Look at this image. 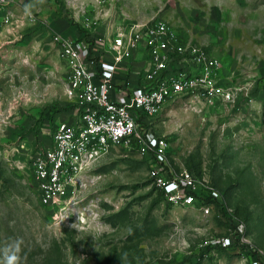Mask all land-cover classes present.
I'll return each instance as SVG.
<instances>
[{
  "label": "rangeland",
  "instance_id": "374dc122",
  "mask_svg": "<svg viewBox=\"0 0 264 264\" xmlns=\"http://www.w3.org/2000/svg\"><path fill=\"white\" fill-rule=\"evenodd\" d=\"M38 9L36 25L4 45L0 58V248L22 238L21 264H264V0H44ZM152 19L216 57L223 82L245 87L234 105L174 101L144 123L169 142V175L191 171L202 191L212 187L218 196L166 206L150 161L113 151L80 179L70 219L55 221L38 202L30 169L12 155L17 143L40 145L57 120L75 113L62 93L53 33L68 35L65 26L92 39L108 22ZM120 209L121 218L108 222ZM237 221L250 244L238 242ZM141 225L156 228L133 237ZM222 236L234 247L220 246Z\"/></svg>",
  "mask_w": 264,
  "mask_h": 264
},
{
  "label": "built area",
  "instance_id": "2783aa9c",
  "mask_svg": "<svg viewBox=\"0 0 264 264\" xmlns=\"http://www.w3.org/2000/svg\"><path fill=\"white\" fill-rule=\"evenodd\" d=\"M14 5L0 0V24L12 30L38 21L33 12L32 17L14 12ZM103 28L92 39L53 33L64 63L62 93L75 113L57 120L40 145L24 139L12 148L18 166L30 169L38 202L53 220H69L80 179L113 151H136L150 161L148 175L166 206L189 207L217 197L212 187L202 191L191 171L168 174L169 142L145 126L146 120L174 101L192 108L234 105L245 87L223 82L220 61L162 20L108 22ZM199 207L208 213L209 206ZM234 233L238 242L250 244L242 222H236ZM233 243L229 236L218 241L225 248Z\"/></svg>",
  "mask_w": 264,
  "mask_h": 264
},
{
  "label": "crops",
  "instance_id": "0c3cea01",
  "mask_svg": "<svg viewBox=\"0 0 264 264\" xmlns=\"http://www.w3.org/2000/svg\"><path fill=\"white\" fill-rule=\"evenodd\" d=\"M14 2V6H13V10L16 13L21 12L22 10H24V6L26 4H33L35 5V7L33 8L32 12H35L36 14L41 13V11H39L38 9V3H36V0H12ZM41 16V14L39 15ZM47 20H50V25L53 24L54 18L52 17V15H47V17H45ZM35 23H25L23 26H19L18 28H14L12 30H10L8 27L3 26L2 24H0V58L5 56L7 52V49H3L4 45H7L8 43H12L14 42L17 38L21 37V32L24 28H27L28 26H35ZM27 26V27H26ZM54 26V25H53ZM62 31L69 32L72 33V31L66 29V27L64 26L62 28ZM68 33V36H72L75 37L71 34ZM65 35V34H63ZM9 51V50H8ZM11 53V52H10ZM1 60V59H0Z\"/></svg>",
  "mask_w": 264,
  "mask_h": 264
},
{
  "label": "clouds",
  "instance_id": "9594fccd",
  "mask_svg": "<svg viewBox=\"0 0 264 264\" xmlns=\"http://www.w3.org/2000/svg\"><path fill=\"white\" fill-rule=\"evenodd\" d=\"M44 0H36V3L42 4ZM35 7L33 4L24 6V14L27 17H32V10ZM24 241L22 238H14L10 240L3 248H0V264H21L22 250Z\"/></svg>",
  "mask_w": 264,
  "mask_h": 264
},
{
  "label": "trees",
  "instance_id": "16d2710c",
  "mask_svg": "<svg viewBox=\"0 0 264 264\" xmlns=\"http://www.w3.org/2000/svg\"><path fill=\"white\" fill-rule=\"evenodd\" d=\"M140 162L145 164L144 161H140ZM100 170H103V168L100 169ZM207 198H212V199H214V197L211 196V195L205 198L206 201H207ZM208 201H209V200H208ZM216 207H217L218 210L222 213L223 216L227 217L230 221H232V215L227 211L226 207H224V206L222 205L221 202H216ZM123 212H124V209H120V210H118L117 212L112 213L111 215L108 216V219H107L108 222L114 223V220H117V219H120V218H121V215H122ZM155 228H156L155 225H154V228L151 227L150 229L147 228V227L144 226V225H141V226H139V227H136V228L132 231V235H134L133 237H135V236H139V235L148 234V232H150L152 229H155ZM234 244H235V243H233V245H234Z\"/></svg>",
  "mask_w": 264,
  "mask_h": 264
}]
</instances>
